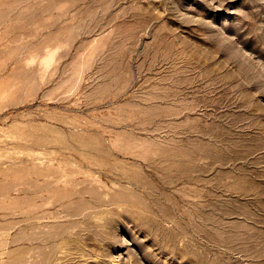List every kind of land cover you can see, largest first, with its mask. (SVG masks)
I'll use <instances>...</instances> for the list:
<instances>
[{"label": "rangeland", "instance_id": "obj_1", "mask_svg": "<svg viewBox=\"0 0 264 264\" xmlns=\"http://www.w3.org/2000/svg\"><path fill=\"white\" fill-rule=\"evenodd\" d=\"M0 264H264V0H0Z\"/></svg>", "mask_w": 264, "mask_h": 264}]
</instances>
